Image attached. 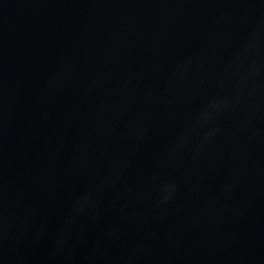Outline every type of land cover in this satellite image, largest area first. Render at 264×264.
<instances>
[{
	"label": "water",
	"instance_id": "obj_1",
	"mask_svg": "<svg viewBox=\"0 0 264 264\" xmlns=\"http://www.w3.org/2000/svg\"><path fill=\"white\" fill-rule=\"evenodd\" d=\"M169 236L264 264V0H0V264Z\"/></svg>",
	"mask_w": 264,
	"mask_h": 264
}]
</instances>
